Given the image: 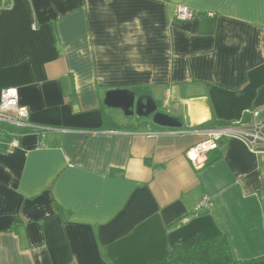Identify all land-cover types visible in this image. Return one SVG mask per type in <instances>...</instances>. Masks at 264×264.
Wrapping results in <instances>:
<instances>
[{
  "label": "crops",
  "instance_id": "1",
  "mask_svg": "<svg viewBox=\"0 0 264 264\" xmlns=\"http://www.w3.org/2000/svg\"><path fill=\"white\" fill-rule=\"evenodd\" d=\"M5 87L30 127L0 125V264H149L223 232L240 264H264V143L185 157L197 131L264 136V0H0ZM117 88L182 126L105 106Z\"/></svg>",
  "mask_w": 264,
  "mask_h": 264
},
{
  "label": "built area",
  "instance_id": "2",
  "mask_svg": "<svg viewBox=\"0 0 264 264\" xmlns=\"http://www.w3.org/2000/svg\"><path fill=\"white\" fill-rule=\"evenodd\" d=\"M195 10L179 4L176 6V14L179 19H189L195 15ZM254 115H258V111L254 112ZM28 119V109L25 105L19 103L18 91L15 87H5L0 92V125L5 124L15 127L29 128L30 124ZM255 130L241 126L237 122H233L223 127H214L196 133L203 136V138L190 146L185 151V157L194 166H201L207 160V154L210 151L215 150L218 147V142L221 139L228 137H237L243 140L252 151H256L257 141L264 143V136L259 133L258 129L262 124L254 123ZM170 129H174L171 128ZM1 130V126H0ZM147 135H153L155 132L148 130L145 132ZM18 135L12 134V139L9 143V147H16L19 144ZM210 200L207 195L202 196L199 207H207Z\"/></svg>",
  "mask_w": 264,
  "mask_h": 264
},
{
  "label": "trees",
  "instance_id": "3",
  "mask_svg": "<svg viewBox=\"0 0 264 264\" xmlns=\"http://www.w3.org/2000/svg\"><path fill=\"white\" fill-rule=\"evenodd\" d=\"M222 141L219 140L218 147ZM207 163L208 160L203 166ZM149 264H240V260L234 256L228 234L223 232L188 245L172 247L159 260Z\"/></svg>",
  "mask_w": 264,
  "mask_h": 264
},
{
  "label": "water",
  "instance_id": "4",
  "mask_svg": "<svg viewBox=\"0 0 264 264\" xmlns=\"http://www.w3.org/2000/svg\"><path fill=\"white\" fill-rule=\"evenodd\" d=\"M103 104L107 107L118 108L124 115L133 116L136 119L151 117L153 123L162 127L179 128L182 126V122L177 117L159 110L156 101L150 95L136 96L135 91L129 88L107 90ZM185 125H188L187 121Z\"/></svg>",
  "mask_w": 264,
  "mask_h": 264
},
{
  "label": "flooded vegetation",
  "instance_id": "5",
  "mask_svg": "<svg viewBox=\"0 0 264 264\" xmlns=\"http://www.w3.org/2000/svg\"><path fill=\"white\" fill-rule=\"evenodd\" d=\"M149 119H150V121H151V117H148V118H143V117H141V118H139V119H135L138 123H140V124H144V123H146L147 121L148 122H150L149 121ZM147 122V123H148ZM153 123V122H152Z\"/></svg>",
  "mask_w": 264,
  "mask_h": 264
},
{
  "label": "rangeland",
  "instance_id": "6",
  "mask_svg": "<svg viewBox=\"0 0 264 264\" xmlns=\"http://www.w3.org/2000/svg\"><path fill=\"white\" fill-rule=\"evenodd\" d=\"M158 109L161 110V111L164 110L162 107H160V104L158 106Z\"/></svg>",
  "mask_w": 264,
  "mask_h": 264
},
{
  "label": "bare ground",
  "instance_id": "7",
  "mask_svg": "<svg viewBox=\"0 0 264 264\" xmlns=\"http://www.w3.org/2000/svg\"><path fill=\"white\" fill-rule=\"evenodd\" d=\"M177 5H179V4H177ZM177 5H176V6H177ZM183 5H184V4H183ZM176 16H177V14H176ZM177 17H178V16H177ZM181 20H186V19H181ZM225 126H226V125H225ZM219 127H223V126H219ZM161 128H162V127H161Z\"/></svg>",
  "mask_w": 264,
  "mask_h": 264
}]
</instances>
